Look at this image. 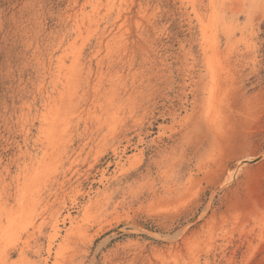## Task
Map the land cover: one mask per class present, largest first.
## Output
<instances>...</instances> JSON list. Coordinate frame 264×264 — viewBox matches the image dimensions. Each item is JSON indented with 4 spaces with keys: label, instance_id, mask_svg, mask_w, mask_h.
Segmentation results:
<instances>
[{
    "label": "rangeland",
    "instance_id": "374dc122",
    "mask_svg": "<svg viewBox=\"0 0 264 264\" xmlns=\"http://www.w3.org/2000/svg\"><path fill=\"white\" fill-rule=\"evenodd\" d=\"M0 264H264V0H0Z\"/></svg>",
    "mask_w": 264,
    "mask_h": 264
}]
</instances>
